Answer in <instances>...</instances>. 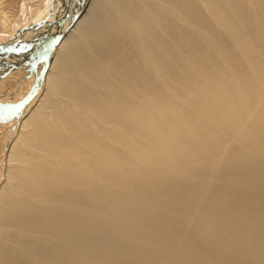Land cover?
Wrapping results in <instances>:
<instances>
[{
    "label": "bare ground",
    "instance_id": "obj_1",
    "mask_svg": "<svg viewBox=\"0 0 264 264\" xmlns=\"http://www.w3.org/2000/svg\"><path fill=\"white\" fill-rule=\"evenodd\" d=\"M37 1L0 0V264H264V0Z\"/></svg>",
    "mask_w": 264,
    "mask_h": 264
},
{
    "label": "rangeland",
    "instance_id": "obj_2",
    "mask_svg": "<svg viewBox=\"0 0 264 264\" xmlns=\"http://www.w3.org/2000/svg\"><path fill=\"white\" fill-rule=\"evenodd\" d=\"M21 2L22 3H26L27 5H28V7L31 5V4H33V3H35L36 5L37 4H41V2H39V1H34V0H3V4H2V7H3V9L7 12V14L8 15H11V18H17V17H19V14H20V11H19V9H20V4H21ZM34 4V5H35ZM9 10V11H8ZM45 21H46V19H45ZM44 21V19H42V20H39V22H37V24L39 25H41V23L43 22H45ZM25 21L24 20H21V24H23ZM42 23V24H43ZM7 37V35H5V34H3L2 35V38H4V40H5V38ZM1 37H0V41H1V39H2ZM3 40V39H2ZM3 43L4 42H1L0 44V47L3 45ZM31 87H29L28 88V90H26V91H28L27 93H26V91L24 90V92H25V94L26 95H24V96H19V95H21V94H19L20 93V89L18 88V87H3L2 89V94H1V98L3 97V98H6V97H9V100L8 101H6V102H4V103H7V105L9 104H20L21 103V101L20 100H22L23 99V101H24V99L26 98V96H28L29 95V91L31 90L30 89ZM18 90H19V92H18ZM17 98V100H18V102H16L17 100H15ZM20 98V99H19ZM10 101H11V103H10ZM22 101V102H23ZM20 118V116L18 115V116H11V117H9V118H7V119H3V120H0V125H3V126H10L13 122L15 123V125L14 126H17V124H18V119ZM11 139V136L10 135H8L7 136V140H2V142H1V144H5L6 145V148H5V150H3V152H0V169L1 168H3L2 167V165H3V159L5 158V155H6V153H7V148H8V146H9V144H10V140ZM6 142V143H5ZM2 178V175H1V170H0V179Z\"/></svg>",
    "mask_w": 264,
    "mask_h": 264
}]
</instances>
